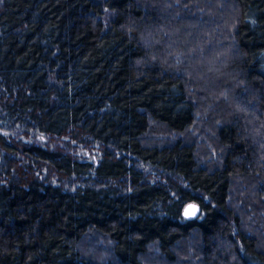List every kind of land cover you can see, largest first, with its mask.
<instances>
[{"label": "trees", "instance_id": "obj_1", "mask_svg": "<svg viewBox=\"0 0 264 264\" xmlns=\"http://www.w3.org/2000/svg\"><path fill=\"white\" fill-rule=\"evenodd\" d=\"M0 264H264V0H0Z\"/></svg>", "mask_w": 264, "mask_h": 264}, {"label": "water", "instance_id": "obj_2", "mask_svg": "<svg viewBox=\"0 0 264 264\" xmlns=\"http://www.w3.org/2000/svg\"><path fill=\"white\" fill-rule=\"evenodd\" d=\"M202 210L198 203L192 202L186 205L183 211V216L187 220L196 219L200 216Z\"/></svg>", "mask_w": 264, "mask_h": 264}]
</instances>
